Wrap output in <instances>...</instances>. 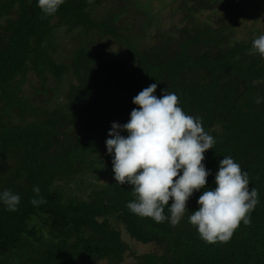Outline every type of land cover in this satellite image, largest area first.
I'll list each match as a JSON object with an SVG mask.
<instances>
[{
	"label": "trees",
	"instance_id": "16d2710c",
	"mask_svg": "<svg viewBox=\"0 0 264 264\" xmlns=\"http://www.w3.org/2000/svg\"><path fill=\"white\" fill-rule=\"evenodd\" d=\"M105 1L65 0L44 16L36 0H0V191L21 197L15 211L0 204V264H121L130 249L123 229L156 246L133 264H264V58L252 52L264 34L258 0H175L171 18L179 14V21L159 24L145 41L128 29L131 22L118 23L129 11L153 18L134 6L140 0H121L105 19L93 16ZM31 74L39 79L35 97L24 87ZM64 81L66 91L52 103ZM152 83L158 98L175 93L215 139L204 153L211 170L204 190L216 186L219 162L230 156L258 192L250 223L241 221L227 242H205L188 222L201 192L176 226L126 207L133 190L115 182L105 141L112 122H128L138 107L133 97ZM47 93L49 100L36 103Z\"/></svg>",
	"mask_w": 264,
	"mask_h": 264
},
{
	"label": "clouds",
	"instance_id": "9594fccd",
	"mask_svg": "<svg viewBox=\"0 0 264 264\" xmlns=\"http://www.w3.org/2000/svg\"><path fill=\"white\" fill-rule=\"evenodd\" d=\"M36 3L44 16H52L65 0ZM252 52L264 58V34L254 39ZM157 87L152 83L133 97L132 103L138 107L132 109L128 122H112L105 141L115 182L133 190L135 199L126 207L139 217L157 223L169 220L176 226L188 210V200L201 192L198 209L192 211L188 222L205 242H227L241 221L250 223L258 192L250 190L247 171L230 156L219 162L216 186L204 190L211 175L203 163L204 153L214 149L215 139L205 132L200 118L187 115L178 106L175 93L163 91L158 98L154 94ZM256 103H261L259 98ZM33 191L38 194L39 188ZM20 200V195L9 189L0 191V204L8 211H15ZM40 202L32 200L33 205ZM165 207L170 216H165Z\"/></svg>",
	"mask_w": 264,
	"mask_h": 264
},
{
	"label": "rangeland",
	"instance_id": "374dc122",
	"mask_svg": "<svg viewBox=\"0 0 264 264\" xmlns=\"http://www.w3.org/2000/svg\"><path fill=\"white\" fill-rule=\"evenodd\" d=\"M122 3L123 2L121 0H106L101 6H98V7L94 6L92 14L93 16L99 19H105L107 12L115 11L114 7L119 6V4H122ZM176 5H177V1L175 0H140L139 3L136 2V5L134 6L136 8H143L144 10L149 12L148 14L149 16L153 15V18L150 21H148V17L146 16L145 13L135 14L129 11L123 14V16L118 21V23L122 24L123 21H126L127 24H129L131 22L128 25V29L131 31L133 30L140 31L142 39L143 41H145V38L150 37V34H153L156 31L157 27L158 28L160 27L158 26L159 24L162 25L161 26L162 28H169L171 21L173 20L176 22L179 21V14H175L173 18H171L172 12L174 11ZM257 7L261 12H263L264 11V0H258ZM150 10H151V14H150ZM254 14L251 15V18ZM216 15L217 13L215 14V19L217 20ZM207 16L213 19L214 13L213 12L204 13L203 17H207ZM251 18L246 19L245 21L241 22V24L238 25V27H240L241 30H245L244 26H248L251 23ZM146 23H148L147 25L148 28L146 32H142L143 25L144 24L146 25ZM238 36H241V35H238ZM106 41H107V46H108L109 51L113 53L116 50V46L111 41L109 40H106ZM64 78L67 79V77H64ZM48 83H49L48 85L56 86L52 77ZM38 85H39V79L37 78L35 74H31L30 81H27L24 84L26 92L28 93L29 96H34L35 94L34 87H37ZM66 89H67L66 82L65 81L60 82V87L56 92V95H57L56 97L54 96L52 98L50 97L53 95V93L39 95L36 103H39L42 101L46 102L47 100H49L48 98H51L50 100H52V103H53L54 101L58 100L57 99L58 96H60L63 92H65ZM122 237L124 240H126L130 244V249L126 252L124 256V260L121 264H133L137 260L136 258L137 256L145 252H151L156 249V246L153 243L144 244V243L138 242L130 238L124 229L122 230Z\"/></svg>",
	"mask_w": 264,
	"mask_h": 264
}]
</instances>
